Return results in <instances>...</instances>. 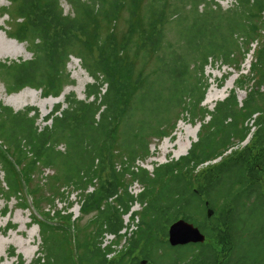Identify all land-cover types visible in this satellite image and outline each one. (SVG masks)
Wrapping results in <instances>:
<instances>
[{
	"label": "trees",
	"instance_id": "1",
	"mask_svg": "<svg viewBox=\"0 0 264 264\" xmlns=\"http://www.w3.org/2000/svg\"><path fill=\"white\" fill-rule=\"evenodd\" d=\"M5 1L1 16L9 13L16 26L8 37L26 42L32 55L0 62L7 93L31 88L60 96L71 84L70 56L93 80L85 100L65 97V108L56 105L42 129L35 109L14 113L0 103V195L29 210L25 199L21 203L24 192L43 219L31 215L41 237L40 256L31 264H264V1L235 0L223 10L213 0H64L66 15L61 0ZM255 40L249 76L239 77L212 112L203 109L209 60L238 70ZM250 82L240 104L236 90ZM179 117L200 123L188 153L150 175L134 171L136 161L149 156L151 140L170 137ZM42 169L54 171L45 179L49 196L32 185ZM133 181L142 187L135 198L127 192ZM89 185L94 190L86 194ZM65 187L80 193L78 222L93 215L94 229L85 227L82 237L71 214L42 210ZM134 201L144 204L139 224L108 259L115 251L101 248L103 235H115L113 246L120 244L122 216ZM58 219L71 225L72 243L66 231L45 223ZM178 220L197 227L205 241L169 246L168 228Z\"/></svg>",
	"mask_w": 264,
	"mask_h": 264
},
{
	"label": "rangeland",
	"instance_id": "2",
	"mask_svg": "<svg viewBox=\"0 0 264 264\" xmlns=\"http://www.w3.org/2000/svg\"><path fill=\"white\" fill-rule=\"evenodd\" d=\"M8 6V2H6L5 0H0V9L8 8ZM221 6L225 7L227 5L223 4ZM61 7L63 9L64 15L70 14V8L64 0H61ZM222 9L226 10L225 8ZM8 15L11 17L9 13ZM8 15L6 14L1 16L0 12V62L29 61L32 58V55L28 51V44L26 42L19 43L16 40H14L16 42L15 44L9 42V33H11L16 26H13L14 23L13 21H11L12 19H10ZM126 18L127 17L125 15V12H123L122 17L119 18V21L117 23V27L120 31H123L125 28L124 23ZM239 41L241 42V40ZM257 47L258 44H256V47L254 49H257ZM236 59H239V57H237ZM252 61H254L253 54L251 57L245 55L240 62L239 69L236 70L235 67L224 65L220 61H216L215 63H213L209 60V63L204 67V79L207 80V87L205 90L204 99L201 103V107H203V109H206L207 111L212 112L215 104L224 100L228 96L229 92L235 88V81L238 80L239 77L249 76V66ZM66 73L69 75L71 84L63 88L60 94V96H62V99L59 102H56L54 104L44 103L46 98H50L51 96L44 97L41 90H37L38 95L36 97L31 98L30 96L23 99H15L13 97V94L26 91L27 95H30L29 91L31 88H24L15 93H7L5 85L0 81V103L3 106L10 108L14 113H22L28 109H35L38 112V120L36 121V126L39 129H42L45 126L50 125V120L45 121L44 118H46L54 110V107L56 105H61L62 108H65L64 99L65 97L70 95H74L77 100H85L86 86L93 83L91 77L87 74L86 71L81 68L80 60L76 59L73 56L69 57L68 63L66 65ZM226 84H229V88L226 91L221 92ZM251 86L252 82L246 85L245 89L236 90L237 100L240 104L246 96V91H248ZM261 90H264V88ZM209 94H219V97L218 99H215L211 102H207L206 100ZM60 96L51 98L57 99ZM31 114L32 113H30L29 116H31ZM208 120L209 116L205 118L204 122H207ZM198 121L199 120L196 119L191 122L189 117H179V120L176 122L173 133L170 137L165 138L166 140L162 139L160 141L157 139L151 140L149 144V156L144 160L136 161V164L139 165L138 167L146 170L150 175L152 173L153 167L165 164L170 160H178L180 157L185 156L189 150H187L184 155L178 157L176 156V153L180 149L179 147L181 146V144H185L187 142V138H189L190 142L189 147H191L192 143L197 141V133L200 128V123ZM245 123L248 127H251L253 121L250 119ZM251 131H253V128H251ZM249 138L250 135L244 142L240 144V146L245 145L248 142ZM165 141H168L169 143L168 149H164ZM236 148L237 147H234L233 149ZM58 150L63 151L64 146H59ZM228 152L229 150L227 151V153ZM217 161L218 159L213 162L215 163ZM206 165L208 164H204L200 168L203 169L207 167ZM116 169H118V167H116ZM53 174L54 171H52L51 169H42L39 174L36 173L33 175L32 185H39L40 194H46V196H49L45 179L46 176L48 177ZM0 180L2 181V187L5 186V184L3 183L2 174L0 176ZM136 183V181L130 182L127 187L128 194L130 196H133V198H135L134 195L138 193V190L140 192L142 191L141 185L139 183ZM93 190L94 187L92 185H89L85 193H91L93 192ZM61 192H63V194L60 197H56L54 199L53 206L41 204L42 210L49 211L50 216H52L54 212H59L63 217H66V214H71L70 221L74 222L75 224L78 223L80 229V237H82L84 233L80 231H83L85 227H89L88 231L93 230L95 225L90 223V221L93 220V215L82 217L80 219V222H78L80 218V197L78 196L80 195L79 191H73L72 187H65L61 190ZM21 198L22 205L25 203L23 202L25 199V204L29 206V210L19 209L18 202L14 198H10V200L6 204L0 195V246L3 245L4 239H8L10 242L8 245H6L5 256L0 258V264H16L18 259L17 257L21 258L24 264H31V262L37 256H40L39 251L41 249V237L39 235L38 227L36 225H33L32 223L31 215H35L34 217L39 221L43 222V219H41L39 215L34 212L33 209H31V198H29L24 192H22ZM4 204H6L5 207ZM143 205H140L138 202L134 201L130 204V210L135 214L139 213L142 210ZM4 210H6L5 215L2 214V211ZM127 218V215L122 216L124 226L131 225L130 219ZM133 220L134 222L138 221L139 224L140 219L138 216ZM45 221V223L50 222L53 227H59L60 231H66L70 242H73L75 238V232L72 230L70 224L61 221L60 219L56 221ZM9 227H12V229L7 230ZM125 235L126 238H128L129 233L126 232L124 236ZM120 245L123 247L125 245V242L122 243L121 241ZM119 249L120 248L118 247L117 249H115V251H118ZM11 251L14 254L13 258L8 257V254ZM109 258L112 257H108V259Z\"/></svg>",
	"mask_w": 264,
	"mask_h": 264
},
{
	"label": "water",
	"instance_id": "3",
	"mask_svg": "<svg viewBox=\"0 0 264 264\" xmlns=\"http://www.w3.org/2000/svg\"><path fill=\"white\" fill-rule=\"evenodd\" d=\"M167 236V243L171 247L198 244L205 241V237L199 229L184 220H178L173 223L168 228Z\"/></svg>",
	"mask_w": 264,
	"mask_h": 264
},
{
	"label": "built area",
	"instance_id": "4",
	"mask_svg": "<svg viewBox=\"0 0 264 264\" xmlns=\"http://www.w3.org/2000/svg\"><path fill=\"white\" fill-rule=\"evenodd\" d=\"M213 1L216 4H218L221 8H225V9L232 8L235 5V0H213ZM223 4H226L227 6H225V7L221 6ZM254 42L250 43V45H249V51H248L247 56H250L251 57L252 54L254 53V50H255L254 48L256 47V44H257V42H255V43ZM138 166L139 165H137L135 163V165L133 167V170L136 171L139 168ZM132 188H133V186H132ZM139 193H140V191L138 190V193L136 195H134V196L136 197ZM132 212L133 211L130 210V212L127 214V216H128L127 219H130L131 225L124 226V228L121 231H119V233H118V235L122 236V243H124L126 241V235L124 236V234L127 232V233H129V236H130V234L136 229V224H137L138 221L137 222L136 221L134 222V221L131 220V217H130L131 215L130 214ZM115 239H116V236L115 235H112V234H104L103 239H102V245H101V247L102 248H105L107 246L112 245V243H113V241ZM118 247L120 248L121 245L118 246ZM118 247L113 246V245L111 246V248H113V249L114 248H118Z\"/></svg>",
	"mask_w": 264,
	"mask_h": 264
},
{
	"label": "bare ground",
	"instance_id": "5",
	"mask_svg": "<svg viewBox=\"0 0 264 264\" xmlns=\"http://www.w3.org/2000/svg\"><path fill=\"white\" fill-rule=\"evenodd\" d=\"M9 42H11V43H16L14 40H11V39H9ZM76 66H78V65H76ZM229 88V84H226L225 86H224V88L222 89V91L221 92H224V91H226L227 89ZM30 89V88H29ZM30 95H27V93H26V91H22V92H19V93H16V94H13V97L15 98V99H23V98H27V97H30L31 96V98L32 97H36L37 95H38V91L37 90H33V89H30ZM221 94V93H220ZM218 97H219V94L217 95V94H209V96H208V98H207V102H211V101H213V100H215V99H218ZM62 99V96H60L59 98H57V99H53V98H46V100H45V102L44 103H49V104H54V103H56V102H59L60 100ZM166 140V139H165ZM189 138H187V142L185 143V144H181V146L179 147L180 149L178 150V152L176 153V156L178 157V156H181V155H184L186 152H187V150H189L188 148H190L189 147ZM165 145H164V149H168L169 148V146H168V141H165V143H164ZM219 160V159H218ZM4 243H3V245H1L0 246V258L1 257H4L5 256V249H6V245H8L10 242H9V240L8 239H4V241H3Z\"/></svg>",
	"mask_w": 264,
	"mask_h": 264
}]
</instances>
